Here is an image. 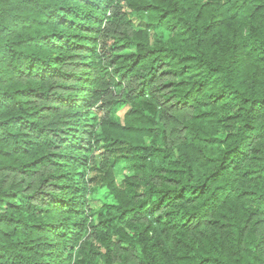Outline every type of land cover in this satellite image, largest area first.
Returning <instances> with one entry per match:
<instances>
[{
    "label": "trees",
    "instance_id": "trees-1",
    "mask_svg": "<svg viewBox=\"0 0 264 264\" xmlns=\"http://www.w3.org/2000/svg\"><path fill=\"white\" fill-rule=\"evenodd\" d=\"M0 264H264V0H0Z\"/></svg>",
    "mask_w": 264,
    "mask_h": 264
},
{
    "label": "rangeland",
    "instance_id": "rangeland-1",
    "mask_svg": "<svg viewBox=\"0 0 264 264\" xmlns=\"http://www.w3.org/2000/svg\"><path fill=\"white\" fill-rule=\"evenodd\" d=\"M125 110H126L125 107H121L120 109H118L117 113L118 114H122ZM86 151H87V154H88V156L90 158L93 157V163L98 166L100 164V161H101L100 155H99L100 150L91 151V150H89L87 148ZM104 199H105L104 198V194L99 193V192L98 193L97 192L96 193H92V194H89V195L87 194L86 197H85L86 201H85V205L84 206L87 209V211H89L88 213L91 214V213L96 212L98 210V208L100 207V205L102 204V202L104 201ZM75 248H77V247H75Z\"/></svg>",
    "mask_w": 264,
    "mask_h": 264
}]
</instances>
